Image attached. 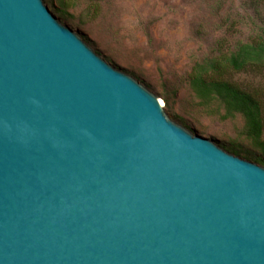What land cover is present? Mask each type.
<instances>
[{
  "label": "water",
  "instance_id": "water-1",
  "mask_svg": "<svg viewBox=\"0 0 264 264\" xmlns=\"http://www.w3.org/2000/svg\"><path fill=\"white\" fill-rule=\"evenodd\" d=\"M164 107L44 0H0V264H264V166Z\"/></svg>",
  "mask_w": 264,
  "mask_h": 264
},
{
  "label": "rangeland",
  "instance_id": "rangeland-1",
  "mask_svg": "<svg viewBox=\"0 0 264 264\" xmlns=\"http://www.w3.org/2000/svg\"><path fill=\"white\" fill-rule=\"evenodd\" d=\"M44 3L96 54L163 102L169 119L221 148L253 151L243 118L224 120L221 104L201 102L190 77L196 63L233 51L261 31L264 0H77L63 13L57 0ZM232 78L264 97V71Z\"/></svg>",
  "mask_w": 264,
  "mask_h": 264
},
{
  "label": "trees",
  "instance_id": "trees-1",
  "mask_svg": "<svg viewBox=\"0 0 264 264\" xmlns=\"http://www.w3.org/2000/svg\"><path fill=\"white\" fill-rule=\"evenodd\" d=\"M60 10L67 12L77 0H57ZM96 1V0H94ZM98 1V0H97ZM264 71V27L248 42H239L233 51L206 58L196 63L190 84L204 104L219 102L224 120L241 116L244 120V139L253 151L240 148L225 150L236 156H245L264 166V97L257 90H249L233 81L232 76Z\"/></svg>",
  "mask_w": 264,
  "mask_h": 264
},
{
  "label": "bare ground",
  "instance_id": "bare-ground-1",
  "mask_svg": "<svg viewBox=\"0 0 264 264\" xmlns=\"http://www.w3.org/2000/svg\"><path fill=\"white\" fill-rule=\"evenodd\" d=\"M161 104L163 105V102H161Z\"/></svg>",
  "mask_w": 264,
  "mask_h": 264
}]
</instances>
